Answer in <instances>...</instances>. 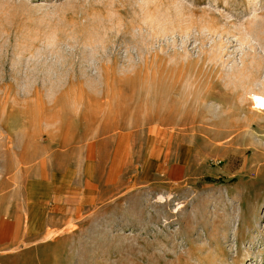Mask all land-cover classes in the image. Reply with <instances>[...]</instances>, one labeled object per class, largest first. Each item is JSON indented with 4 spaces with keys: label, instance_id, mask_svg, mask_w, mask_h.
<instances>
[{
    "label": "rangeland",
    "instance_id": "obj_1",
    "mask_svg": "<svg viewBox=\"0 0 264 264\" xmlns=\"http://www.w3.org/2000/svg\"><path fill=\"white\" fill-rule=\"evenodd\" d=\"M0 264H264V0H0Z\"/></svg>",
    "mask_w": 264,
    "mask_h": 264
}]
</instances>
